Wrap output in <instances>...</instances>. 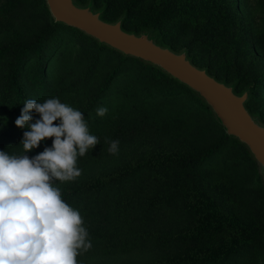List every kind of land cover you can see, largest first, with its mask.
<instances>
[{
	"label": "trees",
	"instance_id": "trees-1",
	"mask_svg": "<svg viewBox=\"0 0 264 264\" xmlns=\"http://www.w3.org/2000/svg\"><path fill=\"white\" fill-rule=\"evenodd\" d=\"M10 1L31 2L34 10L38 8L45 13L46 23L40 33L24 39L17 37L0 47V151L13 153L28 130L15 125L27 99L43 103L57 97L80 102L78 110L84 114L90 134L100 142L78 157L77 163L83 167L88 161L101 159L107 164L112 154L104 137L110 128L116 126L119 131L123 120L144 124L149 119L165 117V126L171 129L191 110L208 112L192 91L157 67L124 57L77 29L55 23L42 0ZM76 1L87 4L90 0ZM91 1L95 9H103L102 17L107 22L124 16L126 32H156L159 44L175 51L186 48L193 65L207 68L219 81L234 82L237 92L250 86L247 109L252 115H259L264 123V70L260 74L256 72V68L264 66L253 50L236 0H164L146 8L145 0ZM0 5L3 7L2 2ZM10 27L17 29L15 22ZM71 47L77 48L75 59L70 56ZM54 65L61 69L56 83L52 79ZM131 75L140 88L133 93L120 89V80ZM122 98L126 100L120 101ZM156 98L163 102L155 104ZM180 98L185 100L184 106L174 115L171 105ZM100 107L108 109L103 117L97 115ZM39 118V114L33 113V122ZM54 124L58 125L59 120ZM215 129L219 127L216 125ZM220 131L214 145L196 157L163 154L116 171L105 168L104 173L95 177L61 187L62 199L80 212L91 244L106 251L124 249L118 242L129 231L123 228L124 217L133 199L141 201L143 212H134L143 217L139 218L141 222L166 208L182 210L189 218L179 241L194 243V251L149 264H264V193L261 189L238 195L248 205L245 206L246 222L226 214L202 188L199 179L191 180L185 189H178L172 183L146 186L151 188L147 191L140 189L146 174L166 166L189 180L203 173H215L214 170L227 162L233 166L251 165L245 147ZM53 139L41 141L34 153L38 155L45 147H51ZM130 185L136 189L128 191ZM125 197L131 198L129 204L122 201ZM145 236L150 240L157 235L142 233L141 237ZM160 245L163 246L162 242Z\"/></svg>",
	"mask_w": 264,
	"mask_h": 264
},
{
	"label": "rangeland",
	"instance_id": "rangeland-1",
	"mask_svg": "<svg viewBox=\"0 0 264 264\" xmlns=\"http://www.w3.org/2000/svg\"><path fill=\"white\" fill-rule=\"evenodd\" d=\"M164 0H145L144 8L154 4H159ZM237 5L242 13L248 30L251 45L253 50L258 54L261 64L264 66V0H236ZM3 7L0 5V47L9 44V41L19 37L20 39L40 33L44 29L46 23V15L43 11L37 8H32L31 2L19 4L10 0H0ZM45 10L51 17L45 0H42ZM79 5L84 6L85 4ZM125 13H123L124 15ZM53 20V18L51 17ZM54 21V20H53ZM106 21V20H105ZM110 21L111 23L115 22ZM11 22H15L17 29L10 27ZM152 37H157L156 32H149ZM17 40V39H16ZM186 48L175 51L180 52ZM77 48L71 47L70 56L74 59L77 56ZM207 69V68H200ZM61 69L56 65L52 67V79L56 83ZM264 68H256V72L260 74ZM129 76V75H128ZM124 77L120 80L121 90L129 89V93L136 92L138 86L135 84V79ZM235 84L234 82L230 83ZM250 89L246 86L242 91ZM237 94H241L237 92ZM194 94V93H193ZM195 95V94H194ZM196 96V95H195ZM197 97V96H196ZM122 98L120 101H124ZM163 99L156 98L154 103L160 104ZM62 103L72 106L74 109L80 108V102L74 99H60ZM185 100L180 98L176 103L172 104L174 115L184 106ZM205 106V104L201 101ZM208 112H199L194 110L189 114H185L181 122L174 125L171 129L165 126V117L149 119L146 123L133 124L129 120H123L119 123V131L116 126L110 128L104 138L119 141V150L116 155H111L107 164L101 159L99 162H87L83 167L80 162L77 167L82 170V174L72 181L61 183L55 181L59 188L67 185L76 184L78 181L87 180L92 176H97L104 173V170H113L136 165L139 161L159 158L161 155L172 156L180 155L183 158L196 157L211 148L218 136L221 134L222 127L216 122L212 112L205 106ZM258 121L264 125L261 117L254 114ZM219 129H215V126ZM217 131V132H216ZM224 132V131H223ZM225 134V132H224ZM226 135V134H225ZM34 150L26 153L30 158L36 156ZM22 152V145L17 146L13 153ZM251 158V157H250ZM222 160V159H220ZM230 168H227L229 167ZM215 173H203L199 176L186 180L183 176L178 175L173 169L166 166L152 174H146L147 179H143L140 186L142 191L151 190L146 186L153 184L162 187L169 184L175 185L178 189H185L190 185V181L199 179L202 188L212 196L220 205L223 211L239 218L242 222L248 219V213L243 202L238 195H249L257 190H262L264 193V176L261 173V168L251 158L250 164L232 165L227 162L221 165L219 169L214 170ZM134 190L136 187L129 186ZM135 194V191L131 192ZM131 197V196H129ZM129 197L122 198V201L129 204ZM140 197H143L142 195ZM133 201V202H132ZM131 206L126 210L128 213L124 217L123 228L129 230L125 232L118 242L119 246L124 245V249H110L106 251L103 247L92 245L87 252L81 251L77 257L78 264H149L160 260L167 261L185 253H191L195 249L194 243H182L185 228L188 225V217L182 210H158L150 220L141 222L139 218L142 216L135 215L134 212L142 213L141 201L135 202L132 199ZM117 228V227H116ZM91 232V231H90ZM144 232L157 235L154 239L147 240L148 237L142 238ZM163 244L161 246L160 244ZM103 246V245H101ZM119 246L117 248H119Z\"/></svg>",
	"mask_w": 264,
	"mask_h": 264
},
{
	"label": "clouds",
	"instance_id": "clouds-1",
	"mask_svg": "<svg viewBox=\"0 0 264 264\" xmlns=\"http://www.w3.org/2000/svg\"><path fill=\"white\" fill-rule=\"evenodd\" d=\"M107 112L106 107L97 109L100 117ZM33 113L40 117L34 122ZM15 125L28 130L19 144L22 152L0 151V264H78L81 251L92 247L89 232L55 181L79 177L78 157L100 143L99 138L90 134L81 111L57 97L43 103L27 99ZM46 138H54L51 147L31 158L26 155ZM105 141L108 152L118 154L119 141Z\"/></svg>",
	"mask_w": 264,
	"mask_h": 264
},
{
	"label": "water",
	"instance_id": "water-1",
	"mask_svg": "<svg viewBox=\"0 0 264 264\" xmlns=\"http://www.w3.org/2000/svg\"><path fill=\"white\" fill-rule=\"evenodd\" d=\"M45 4L55 23L77 29L124 57L155 66L192 91L225 134L245 147L264 176V125L247 109L249 90L237 94L235 84L219 81L207 69L193 65L187 50L175 52L159 44L157 37L149 34L151 31H124V16L113 23L105 21L103 9H95L91 0L84 6L76 0H45Z\"/></svg>",
	"mask_w": 264,
	"mask_h": 264
}]
</instances>
